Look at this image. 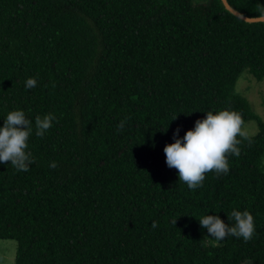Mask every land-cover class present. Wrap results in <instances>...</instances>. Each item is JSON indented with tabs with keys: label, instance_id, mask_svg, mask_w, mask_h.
Here are the masks:
<instances>
[{
	"label": "trees",
	"instance_id": "1",
	"mask_svg": "<svg viewBox=\"0 0 264 264\" xmlns=\"http://www.w3.org/2000/svg\"><path fill=\"white\" fill-rule=\"evenodd\" d=\"M228 2L264 16V0ZM245 71L264 80V23L221 0H0V126L17 108L57 117L30 137L29 171L0 164L15 264H264V125L235 94ZM225 108L260 132L190 190L163 149ZM234 208L255 235L211 246L196 218Z\"/></svg>",
	"mask_w": 264,
	"mask_h": 264
},
{
	"label": "clouds",
	"instance_id": "2",
	"mask_svg": "<svg viewBox=\"0 0 264 264\" xmlns=\"http://www.w3.org/2000/svg\"><path fill=\"white\" fill-rule=\"evenodd\" d=\"M264 15V9L260 10ZM37 85L35 77H28L24 86L32 89ZM206 115L195 121L194 127L182 137L179 128L174 133V142L165 145L163 151L166 164L177 170L178 182L190 190L203 186L205 174L227 175L230 170L229 157H239L242 140L250 141L247 124L241 113L230 109L202 111ZM128 117L116 126L123 130ZM175 119V118H174ZM0 126V164L11 165L18 172L29 171L35 157L29 149V139L35 134L44 137L57 117L52 113L29 118L25 110L17 108L7 112ZM10 162V163H8ZM49 167H56V162ZM229 223L217 215L204 214L196 218L202 229H206L211 246L215 247L227 237L250 241L255 235V220L248 210L233 209L226 213ZM176 224V221H175ZM155 227V224L152 225Z\"/></svg>",
	"mask_w": 264,
	"mask_h": 264
},
{
	"label": "rangeland",
	"instance_id": "3",
	"mask_svg": "<svg viewBox=\"0 0 264 264\" xmlns=\"http://www.w3.org/2000/svg\"><path fill=\"white\" fill-rule=\"evenodd\" d=\"M235 94L249 103L255 116L264 125V80L258 81L248 71H245L237 82ZM246 124L249 136L257 137L260 132L258 122L249 121ZM17 249L16 241L0 240V264H15Z\"/></svg>",
	"mask_w": 264,
	"mask_h": 264
},
{
	"label": "water",
	"instance_id": "4",
	"mask_svg": "<svg viewBox=\"0 0 264 264\" xmlns=\"http://www.w3.org/2000/svg\"><path fill=\"white\" fill-rule=\"evenodd\" d=\"M226 10H228L231 14L235 15L236 17L240 18L241 20L247 23H264V16L259 17H247L241 14L239 11L235 10L228 2V0H221Z\"/></svg>",
	"mask_w": 264,
	"mask_h": 264
}]
</instances>
